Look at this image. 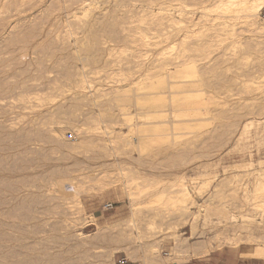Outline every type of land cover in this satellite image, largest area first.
<instances>
[{
    "label": "rangeland",
    "instance_id": "1",
    "mask_svg": "<svg viewBox=\"0 0 264 264\" xmlns=\"http://www.w3.org/2000/svg\"><path fill=\"white\" fill-rule=\"evenodd\" d=\"M215 1L0 0V264H264V33Z\"/></svg>",
    "mask_w": 264,
    "mask_h": 264
},
{
    "label": "bare ground",
    "instance_id": "2",
    "mask_svg": "<svg viewBox=\"0 0 264 264\" xmlns=\"http://www.w3.org/2000/svg\"><path fill=\"white\" fill-rule=\"evenodd\" d=\"M178 1V3H177V5H176V9H175V21H178V20H180L181 19V17H183V10L181 9V6H182V4H183V0H177ZM199 1V0H198ZM205 1H211V0H205ZM213 1V0H212ZM197 2V1H196ZM215 2H218V3H213V4H215V5H213L214 7H215V13L214 14H216L217 13V15H214V16H216V18L217 19H219V20H221V21H219L220 23L219 24H222V25H228V24H233V22H242L243 24H246V25H248L249 27H251V28H253L254 30H256V31H259L260 33H264V25L262 26L261 24V26L260 25H258L257 24V22H256V19H257V17H258V15H259V13H260V11L262 10V8L264 7V0H216ZM202 3H204V1H202ZM212 3V2H211ZM206 3H204V4H201L199 7L201 8V13H202V15H203V17H204V15H206V12H207V6H208V4H207V6L205 5ZM217 4V5H216ZM209 6H212L211 4L209 5ZM208 6V7H209ZM214 7H212V9L214 8ZM211 8V7H210ZM208 9L210 12H212L211 11V9ZM213 12H214V10H213ZM160 14V12H157V14ZM156 14V15H157ZM163 14H165V13H163ZM163 14H160V17H161V15H162V19H164L163 18V16H166V14L165 15H163ZM210 14V13H209ZM213 14V13H212ZM154 13H153V15L152 16H156ZM208 15V14H207ZM151 16V17H152ZM173 16V17H174ZM157 17V16H156ZM155 17V20L157 19V21H163L162 19H160V20H158V18H156ZM158 17H159V15H158ZM209 17V16H208ZM154 18V17H153ZM167 19H168V15L166 16V20L165 21H167ZM171 19V18H170ZM207 19V18H206ZM212 20V18H210L209 17V20ZM214 19L215 18H213V20L212 21H214ZM154 20V19H153ZM208 19L206 20V21H209ZM210 20V21H211ZM169 21V20H168ZM167 21V22H168ZM170 21H172V20H170ZM241 23V24H242ZM150 38H152V37H150ZM142 41V43H144V44H146V45H149V43L150 44H152L151 42H148L147 40H143V39H141ZM149 40V39H148ZM152 40V39H151ZM154 40H155V38H154ZM153 41V40H152ZM153 43L155 44L156 42H154L153 41ZM153 44V45H154ZM153 85V83L152 82H150L149 83V85ZM146 86V84H144L143 83V86H142V88L143 87H145ZM190 110V109H189ZM197 110V109H196ZM198 111V110H197ZM196 111H195V109L194 110H192V108H191V110H190V113H195ZM157 117V116H156ZM155 118V117H154ZM157 123V122H156ZM155 124V123H154ZM156 125V124H155ZM154 125V126H155ZM153 126V125H152ZM156 128H158V129H164L165 128V125L164 124H160V125H157V126H155L154 128H153V130H155ZM143 129V128H142ZM145 129V128H144ZM150 129V128H149ZM140 130V129H139ZM245 163V162H244ZM233 167V166H232ZM248 174V173H247ZM246 175V174H245ZM201 176V178H202V175H200ZM210 178V177H209ZM264 177H262L261 179H258V180H256V183H255V185H254V196L255 197H257L255 194H263V192H264V180H262ZM194 179V178H193ZM196 180H198V179H196ZM211 180V179H210ZM238 180V179H237ZM195 182V181H194ZM193 182V183H194ZM197 182V181H196ZM195 182V183H196ZM208 180L207 179H203L202 181L200 180L199 181V183H197V186H194V187H196L198 190L199 189H201V188H203V187H205L207 184H208ZM76 186H77V184H76ZM184 185L183 184H181V186H180V189H179V192H181V197L179 196L177 199H176V202H179L178 203V205L177 206H179V204L181 205V203L180 202H182V201H185L184 199V197H185V195H189V194H187V191H186V188L185 187H183ZM68 187H71L72 188V190H73V193H74V189H75V185H74V182H69V184H68V186H65V188H68ZM193 187V188H194ZM80 188V187H79ZM78 188V189H79ZM128 188V187H127ZM206 188V187H205ZM204 188V189H205ZM128 189H130V188H128ZM178 189V188H177ZM176 189V190H177ZM175 190V191H176ZM76 191H77V189H76ZM126 191V190H125ZM129 191V190H128ZM196 192V191H195ZM129 193V192H128ZM128 193H126V194H128ZM198 193H199V191H198ZM130 195V194H129ZM131 195H132V193H131ZM260 195V196H261ZM127 196V195H126ZM184 196V197H183ZM190 196V195H189ZM254 196H253V198H254ZM264 196V195H263ZM129 197V196H128ZM132 197V196H131ZM170 198V197H169ZM171 198L172 199H174L175 198V196H174V198H173V196H171ZM170 198V199H171ZM189 199V198H188ZM188 199L186 200V201H188ZM80 201V200H79ZM185 201V202H186ZM264 201V200H263ZM263 201H261L262 203V205H263ZM175 202V201H174ZM174 202H172V203H174ZM188 203V202H187ZM187 203H186V205H187ZM174 206V205H173ZM182 206V207H181ZM180 207L181 208H183V205H181ZM259 206V205H258ZM176 207V206H175ZM187 207V206H186ZM179 209V208H178ZM177 209V210H178ZM218 238V237H217ZM230 238V237H229ZM220 239H221V237H220ZM252 239V238H251ZM224 240V239H223ZM238 240V239H237ZM246 240V239H245ZM247 241H248V239H247ZM253 241V240H252ZM255 241V240H254ZM202 242V241H201ZM224 244V243H223ZM218 245H219V243H218ZM221 245V244H220ZM211 246V245H210ZM196 247V246H195ZM194 247V249H196ZM209 248V247H208ZM198 250H199V248H198ZM208 250V249H207ZM208 252V251H207ZM192 253L194 254V251H192ZM201 253V252H200ZM246 254V253H245ZM249 254V253H248ZM176 255V254H175ZM174 255V256H175ZM195 255V254H194ZM250 257L252 256V257H255V258H264V246H263V244H262V246H259V245H257L253 250H252V252L250 253V255H249ZM173 257V256H172ZM177 257H178V255H176V260H178L177 259ZM178 258H180V254H179V257ZM170 260H171V258H169ZM174 259V260H175ZM172 260H173V258H172ZM185 260V259H184ZM175 262V261H174ZM91 263V262H90Z\"/></svg>",
    "mask_w": 264,
    "mask_h": 264
},
{
    "label": "crops",
    "instance_id": "3",
    "mask_svg": "<svg viewBox=\"0 0 264 264\" xmlns=\"http://www.w3.org/2000/svg\"><path fill=\"white\" fill-rule=\"evenodd\" d=\"M262 11H264V7L262 8ZM125 260L123 259V261L120 259V260H117V264H125Z\"/></svg>",
    "mask_w": 264,
    "mask_h": 264
},
{
    "label": "built area",
    "instance_id": "4",
    "mask_svg": "<svg viewBox=\"0 0 264 264\" xmlns=\"http://www.w3.org/2000/svg\"><path fill=\"white\" fill-rule=\"evenodd\" d=\"M69 135V138H71V134H68ZM107 206L111 207L112 205L111 204H107ZM123 261V259H121Z\"/></svg>",
    "mask_w": 264,
    "mask_h": 264
}]
</instances>
